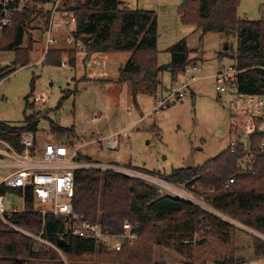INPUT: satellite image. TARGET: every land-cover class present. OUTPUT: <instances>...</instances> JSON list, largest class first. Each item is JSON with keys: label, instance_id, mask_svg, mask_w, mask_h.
<instances>
[{"label": "trees", "instance_id": "1", "mask_svg": "<svg viewBox=\"0 0 264 264\" xmlns=\"http://www.w3.org/2000/svg\"><path fill=\"white\" fill-rule=\"evenodd\" d=\"M77 15L73 36L82 42L89 52H127L130 59L120 71V82L159 83V77L169 72L172 78H180L193 63L187 41L181 40L170 47L169 64L158 61V20L153 10L121 7L119 0H72ZM241 0H186L179 13L183 23L195 25L203 31L235 33L237 48L230 54L227 48L220 54L235 62L239 92L264 96V19L249 20L239 16ZM33 13L18 14L14 24L0 36V50L17 52L23 66L30 60L34 40L24 48L28 23ZM32 40V38H31ZM60 50L53 49L46 56V63L62 64ZM76 58L71 57L75 64ZM13 70L0 64V79ZM29 107H34L29 105ZM38 113L26 117V125L12 128L0 125V137L18 150L21 134L25 130L38 132ZM52 132L67 137L75 133L74 127L51 123ZM262 137L253 138V150L260 153ZM233 153L228 147L202 166L180 168L169 175L152 174L170 183L186 185L193 192L205 196L215 210L230 216L239 223L264 234V154L256 158L253 172L240 173L238 162L242 151ZM80 160L90 161L81 155ZM235 182L227 186L228 181ZM75 210L78 214L100 223L105 233H124L126 222L139 223L141 237L132 245L125 244L120 251L108 250L95 240L65 234L61 220L47 216L44 220L36 211L33 189L26 192V211L11 217L14 225L33 235H40L59 247L61 256L52 248L38 247V243L21 231L0 223V264H155L158 252L173 253L176 264H197L198 248L209 245L214 236L221 244H230L233 233L246 231L224 220L217 214L190 201L164 195L161 190L140 178L120 172L100 169H78L75 172ZM199 235L201 237L199 238ZM66 246H59L60 239ZM254 251L264 256V240L253 235ZM235 252V251H234ZM180 254L183 258H178ZM195 258V259H194ZM231 259L216 260V264H236Z\"/></svg>", "mask_w": 264, "mask_h": 264}, {"label": "rangeland", "instance_id": "2", "mask_svg": "<svg viewBox=\"0 0 264 264\" xmlns=\"http://www.w3.org/2000/svg\"><path fill=\"white\" fill-rule=\"evenodd\" d=\"M121 1L131 3L132 7L156 12L159 64L169 63L171 54L166 50L186 38L189 48L194 50L192 64H198L202 69L198 74L201 78L186 90V97L169 103L165 110L157 111V97H166L172 92L175 80L171 74L164 73L166 81L162 87L143 82H120V69L131 53L112 52L111 57L103 59L102 52L92 55L94 52H89L74 36L70 43L67 39L70 35L65 31L64 39L56 50L61 51L62 61L68 60L69 65L46 63L43 45L48 21L41 13L33 15L28 23L29 30L23 47L26 48L31 41L33 44L34 37L42 41L25 66L22 65L24 61L18 62L17 52L0 50L1 65L13 70L0 89V125L23 127L27 116L38 113L40 148L48 140L78 144L80 155L91 161L129 166L146 174L169 175L176 169L203 165L227 150L233 139L234 95L229 91L219 94L214 76L221 71L220 68L233 66V60L220 57L219 53L227 47L230 54L236 52V34H204L197 26L183 23L179 9L186 0ZM68 4L75 6L72 0H68ZM238 13L244 19H264V0H241ZM61 24L62 19L57 16L53 24L55 34L62 28ZM74 56L76 62L72 64L71 57ZM183 80L184 74L180 73L179 81ZM43 95L45 101L36 104L35 97ZM248 121L246 115H241L242 125ZM52 122L74 127L75 133L61 138L52 132ZM113 138L118 139L117 149L104 145V140ZM145 180L150 182L151 179ZM157 185L164 195L171 196L178 195L166 186H177L187 196L211 209L205 196L198 195L186 185H176L164 179L157 181ZM244 228L246 232H236L235 252L230 244H221L216 237L210 236L209 245L197 249V264H216V260L234 256L236 264H264V256H257L254 251L253 235L256 231ZM37 245L39 248L43 246L40 243ZM57 250L64 257L63 252L59 248ZM176 256L183 258L180 254ZM154 262L176 264L179 261L175 254L165 255L160 249Z\"/></svg>", "mask_w": 264, "mask_h": 264}, {"label": "built area", "instance_id": "3", "mask_svg": "<svg viewBox=\"0 0 264 264\" xmlns=\"http://www.w3.org/2000/svg\"><path fill=\"white\" fill-rule=\"evenodd\" d=\"M128 6V4L121 5L125 8ZM72 8L68 4V0H0V36L14 24L18 14L33 13V15H38L42 13L44 18L48 19V25L44 31L46 48L43 58L45 59L58 42L53 26L57 16L61 17L62 25L65 28L76 29L77 15ZM61 65L68 66L69 61L63 60ZM201 72L202 69L198 64H189L183 72L185 80L178 81L168 96L160 95L157 97L156 110H165L169 103H173L176 99L185 98L186 90L201 78L198 77ZM239 73L240 71L235 66H230L218 72L214 79L219 94L229 91L234 95L235 114L233 117L235 122L231 126L233 139L229 148L233 153L242 151L243 156L238 162V169L240 173L245 174L253 172L257 156L260 153L264 154V96L240 93L238 88ZM9 76L6 75L0 79V89ZM45 99L44 95L36 96L35 103H41ZM241 115H246L249 120L243 125L240 123ZM256 136L262 137L259 145L260 153L253 150V138ZM20 145L22 150H18L10 142L0 137V223L21 231L47 248L59 251L57 250L59 247L42 237L44 230L38 236L33 235L20 229L11 221L13 215L26 211V192L31 187L34 193L36 211L42 214L44 220L48 215L61 220L65 227V234L69 236L95 240L108 250L115 251H120L125 244H134L141 237L139 223L126 222L123 234L112 235L105 233L100 223H94L88 220L85 215L78 214L74 204L76 195L75 172L78 169L120 172L142 180L151 179L150 182L145 181L157 187V181L162 178L139 172L129 166L106 165L91 160L82 161L80 160V146L78 144L48 140L40 148L37 133L31 130L22 132ZM104 145L107 148L117 149L119 142L117 138L106 139ZM233 182L235 179L231 178L227 186ZM166 188L172 193H177L178 196L173 197L197 204L224 220L245 229L246 226H242L243 224L212 207L211 209L206 208L204 203L187 196L177 186L170 185ZM254 235L264 240V234L256 231Z\"/></svg>", "mask_w": 264, "mask_h": 264}, {"label": "crops", "instance_id": "4", "mask_svg": "<svg viewBox=\"0 0 264 264\" xmlns=\"http://www.w3.org/2000/svg\"><path fill=\"white\" fill-rule=\"evenodd\" d=\"M120 2H122L123 4H128L129 6H128V8L129 9H140L139 7H132L131 6V3H126V2H123V1H121V0H119ZM72 7V6H71ZM144 10V9H143ZM47 21H48V19H46ZM61 26H62V28L59 30V32L58 33H56V36H57V39H58V42H57V45H54L53 46V48H52V50L53 49H57L58 48V45L61 43V41L64 39L63 38V32L65 31V32H67V33H69V35H70V37L69 38H67L68 39V41L70 42V43H72V41H73V31L75 30V29H68V28H65L62 24H61ZM43 37V36H42ZM44 37H45V35H44ZM41 38H38L37 37V39L34 37L33 38V40H34V50L36 49H38L37 47H39L40 46V44H41V41L42 40H40ZM186 40V38H183V39H181V40ZM180 40V41H181ZM158 41H159V38H158ZM187 41V40H186ZM26 44V43H25ZM188 45V44H187ZM44 49H43V51H45V48H46V39H45V43H44ZM189 47V46H188ZM170 48V47H169ZM228 48V47H227ZM191 50H192V48H190ZM33 50V51H34ZM168 50V49H167ZM166 50V51H167ZM110 53H112V52H108V53H106V55L105 54H103L102 53V58L104 59V58H106V59H108L109 57H111V56H109L110 55ZM115 53V52H114ZM222 52H220L219 53V56H220V54H221ZM44 54V53H43ZM96 55V53H93L92 55ZM193 54V53H192ZM191 54V55H192ZM105 55V56H104ZM92 57V56H91ZM221 57V56H220ZM130 59V58H129ZM128 59V60H129ZM191 59H194L192 56H191ZM127 60V61H128ZM197 60H199V59H197ZM232 60V59H231ZM171 62V61H170ZM169 62V63H170ZM169 63H167V64H169ZM126 64V63H125ZM161 65V64H160ZM162 65H165V64H162ZM231 65H235V62L233 61V63H231ZM62 66V65H61ZM125 66V65H124ZM123 66V67H124ZM122 67V68H123ZM121 68V69H122ZM121 69H120V71H121ZM223 69H225V68H220L219 70H223ZM165 73H168V74H170L169 72H165ZM172 77V76H171ZM166 78H165V76H164V73L163 74H161L160 75V77H159V83H158V86H160V87H162L163 86V84H164V82L166 81L165 80ZM180 79V78H179ZM179 79H175V81L173 82V85L172 86H174L178 81H179ZM220 98H221V96H219ZM231 142V141H230ZM212 159V158H211ZM206 163V162H205ZM199 166H202V165H199ZM188 167H192V166H188ZM188 167H184V168H188ZM195 167H198V166H195ZM228 216V215H227ZM238 222V221H237ZM243 226H245V225H243ZM238 227H240V226H238ZM242 228V227H241ZM236 232L237 231H235L234 233H233V239H232V242L230 243V245L232 246V251L234 252V248H235V246L237 245V238H238V235L236 234ZM244 232H246V231H244ZM256 236V235H255Z\"/></svg>", "mask_w": 264, "mask_h": 264}, {"label": "water", "instance_id": "5", "mask_svg": "<svg viewBox=\"0 0 264 264\" xmlns=\"http://www.w3.org/2000/svg\"><path fill=\"white\" fill-rule=\"evenodd\" d=\"M58 244H59V246H66L67 242L65 239H60Z\"/></svg>", "mask_w": 264, "mask_h": 264}]
</instances>
